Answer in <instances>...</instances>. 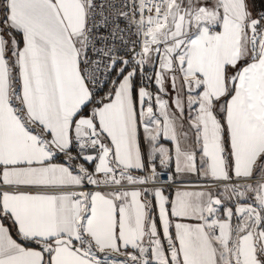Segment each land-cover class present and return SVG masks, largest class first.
Listing matches in <instances>:
<instances>
[{
    "label": "snow or ice",
    "instance_id": "1",
    "mask_svg": "<svg viewBox=\"0 0 264 264\" xmlns=\"http://www.w3.org/2000/svg\"><path fill=\"white\" fill-rule=\"evenodd\" d=\"M0 264H264V0H0Z\"/></svg>",
    "mask_w": 264,
    "mask_h": 264
}]
</instances>
